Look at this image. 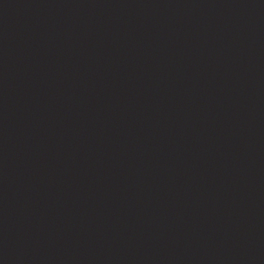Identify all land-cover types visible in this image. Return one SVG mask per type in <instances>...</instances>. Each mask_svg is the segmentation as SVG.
I'll list each match as a JSON object with an SVG mask.
<instances>
[{
  "label": "water",
  "instance_id": "water-1",
  "mask_svg": "<svg viewBox=\"0 0 264 264\" xmlns=\"http://www.w3.org/2000/svg\"><path fill=\"white\" fill-rule=\"evenodd\" d=\"M0 264H264V0H0Z\"/></svg>",
  "mask_w": 264,
  "mask_h": 264
}]
</instances>
